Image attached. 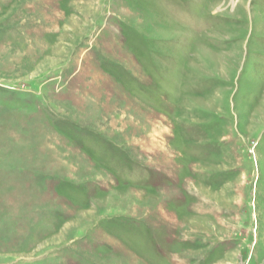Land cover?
<instances>
[{
    "label": "rangeland",
    "instance_id": "374dc122",
    "mask_svg": "<svg viewBox=\"0 0 264 264\" xmlns=\"http://www.w3.org/2000/svg\"><path fill=\"white\" fill-rule=\"evenodd\" d=\"M0 264H264V0H0Z\"/></svg>",
    "mask_w": 264,
    "mask_h": 264
},
{
    "label": "bare ground",
    "instance_id": "6f19581e",
    "mask_svg": "<svg viewBox=\"0 0 264 264\" xmlns=\"http://www.w3.org/2000/svg\"><path fill=\"white\" fill-rule=\"evenodd\" d=\"M178 3V2H177Z\"/></svg>",
    "mask_w": 264,
    "mask_h": 264
}]
</instances>
